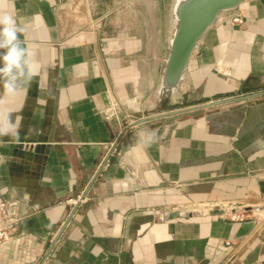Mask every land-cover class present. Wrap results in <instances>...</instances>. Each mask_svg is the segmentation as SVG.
Returning <instances> with one entry per match:
<instances>
[{
    "label": "crops",
    "instance_id": "0c3cea01",
    "mask_svg": "<svg viewBox=\"0 0 264 264\" xmlns=\"http://www.w3.org/2000/svg\"><path fill=\"white\" fill-rule=\"evenodd\" d=\"M94 2L0 0L40 66L17 94L0 93V123L9 114L19 126L18 141L0 137V192L22 217L0 264H41L86 187L44 264H264V214L166 219L263 205L264 95L136 125L153 115L172 22L152 30L145 53L118 19L89 30ZM238 12L243 22L232 25ZM262 91L264 0H244L199 41L174 96L189 108ZM148 130L151 146L132 151Z\"/></svg>",
    "mask_w": 264,
    "mask_h": 264
},
{
    "label": "water",
    "instance_id": "95a60500",
    "mask_svg": "<svg viewBox=\"0 0 264 264\" xmlns=\"http://www.w3.org/2000/svg\"><path fill=\"white\" fill-rule=\"evenodd\" d=\"M244 0H174L171 6L172 30L168 41V55L164 61L159 85L156 90L158 99L171 98L179 92V85L182 76L194 51L198 47L199 41L206 34L208 29L215 23L219 15L235 11L240 7ZM264 91L233 97L218 101L209 102L203 105L189 107L172 113L158 114L148 116L135 121L136 125L146 120L162 119L168 115L184 113L200 109L212 108L216 106L226 105L237 101L247 100L249 98L263 96ZM89 187H86L79 202L86 196ZM79 202L72 208L66 222L64 223L60 233L57 235L54 244L49 252L45 255L41 264H44L54 245L56 244L62 231L75 213ZM238 213H254L263 214V205H246L235 208H219L203 210H187L168 215L166 219H191L201 217H222L224 215H233Z\"/></svg>",
    "mask_w": 264,
    "mask_h": 264
},
{
    "label": "rangeland",
    "instance_id": "374dc122",
    "mask_svg": "<svg viewBox=\"0 0 264 264\" xmlns=\"http://www.w3.org/2000/svg\"><path fill=\"white\" fill-rule=\"evenodd\" d=\"M173 1L174 0H95L93 3L94 10L92 11V20L99 19L98 25L102 27L104 22H113L118 19L116 23H114V27H119V29L123 27L128 28L136 38L144 42V52L147 53L148 51L145 50V48L148 49L149 45L152 44L150 40L152 30L155 29L158 33L164 26L166 20H171L172 22L171 6ZM156 37L155 41L159 38L158 35ZM139 68L142 71H146L147 69L146 66L142 65H140ZM154 98H156L157 104L153 106L152 100H154ZM191 105L192 103L189 102L188 99L177 100L176 96L158 99L155 91L154 97L151 98L150 113L158 115L160 112H173ZM148 107L149 103H146L141 109ZM146 114L148 115V113Z\"/></svg>",
    "mask_w": 264,
    "mask_h": 264
},
{
    "label": "clouds",
    "instance_id": "9594fccd",
    "mask_svg": "<svg viewBox=\"0 0 264 264\" xmlns=\"http://www.w3.org/2000/svg\"><path fill=\"white\" fill-rule=\"evenodd\" d=\"M22 31L14 13L0 14V90L7 95L17 94L23 80L26 79L30 83L34 77L40 75V66L34 54L23 46L19 39ZM18 128L16 122L9 120L8 114L4 117V123H0V137L14 136L18 141ZM155 137V130L137 132L131 150L145 152ZM4 159L5 157L0 155V161Z\"/></svg>",
    "mask_w": 264,
    "mask_h": 264
},
{
    "label": "built area",
    "instance_id": "2783aa9c",
    "mask_svg": "<svg viewBox=\"0 0 264 264\" xmlns=\"http://www.w3.org/2000/svg\"><path fill=\"white\" fill-rule=\"evenodd\" d=\"M243 22V15L241 13H235L230 18V23L232 25H240ZM99 19H96L91 22L90 29L92 31L93 24L98 25ZM95 28V26H94ZM1 93V90H0ZM118 112V104L116 102L110 103L108 108L105 110V115L107 118L115 117ZM129 174L131 172L128 171ZM260 204H264V196L260 199ZM247 214L238 213L233 215H228L231 221H242ZM22 217L19 213V203L14 199L4 198L2 193L0 192V245H3L9 242L15 233L17 232V228L19 223L21 222ZM249 237H246L244 240H240L236 243V247H244L248 241ZM227 247L231 246L230 243L226 244ZM235 253V251H233Z\"/></svg>",
    "mask_w": 264,
    "mask_h": 264
},
{
    "label": "bare ground",
    "instance_id": "6f19581e",
    "mask_svg": "<svg viewBox=\"0 0 264 264\" xmlns=\"http://www.w3.org/2000/svg\"><path fill=\"white\" fill-rule=\"evenodd\" d=\"M264 214V213H263ZM259 215H262V214H259Z\"/></svg>",
    "mask_w": 264,
    "mask_h": 264
}]
</instances>
